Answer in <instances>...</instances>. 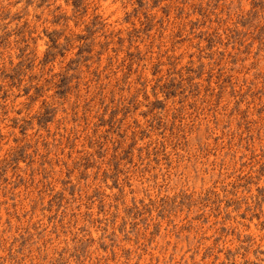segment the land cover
Here are the masks:
<instances>
[{"label":"rangeland","instance_id":"374dc122","mask_svg":"<svg viewBox=\"0 0 264 264\" xmlns=\"http://www.w3.org/2000/svg\"><path fill=\"white\" fill-rule=\"evenodd\" d=\"M129 2L0 0V264H264V0Z\"/></svg>","mask_w":264,"mask_h":264},{"label":"clouds","instance_id":"9594fccd","mask_svg":"<svg viewBox=\"0 0 264 264\" xmlns=\"http://www.w3.org/2000/svg\"><path fill=\"white\" fill-rule=\"evenodd\" d=\"M248 5L245 4V8ZM147 5L145 7L146 11ZM136 9V12H133ZM136 8L135 3H130L129 0H83L80 15L84 22H87L92 17H100L104 21H109L114 15L120 18L125 15H136L140 12Z\"/></svg>","mask_w":264,"mask_h":264}]
</instances>
